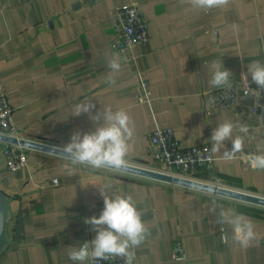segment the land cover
<instances>
[{
    "label": "crops",
    "instance_id": "0c3cea01",
    "mask_svg": "<svg viewBox=\"0 0 264 264\" xmlns=\"http://www.w3.org/2000/svg\"><path fill=\"white\" fill-rule=\"evenodd\" d=\"M129 4L149 23L150 39L119 53L112 43L120 34L119 10ZM113 54L122 67L108 84ZM219 59L240 94L239 83L252 81L242 80L247 66L264 63V0H230L227 7L208 11L195 10L186 0H0V93L14 108L19 138L62 149L73 132L95 130L88 114L73 115L77 104L92 101L93 115L106 106L123 108L135 127L127 164L171 174L153 157L157 127L174 129L184 148H212L218 123H245L243 153L226 161L222 148L213 152L212 166L186 178L264 198V170H253L242 158L264 147V108L244 116L215 103L209 107L217 89L208 83L209 62ZM143 82L152 98L145 104L138 102ZM224 144L231 150L230 140ZM6 145L0 142V189L14 198L9 234L15 244L0 264H74L70 247L96 235L84 220L98 217L104 207L99 186L109 195H132L143 212L150 235L135 249L137 264H264L262 206L73 166L64 157L34 150H27L28 165L11 173ZM220 208L254 223L256 238L247 248L232 241L230 225L217 223ZM225 234L227 243L221 239Z\"/></svg>",
    "mask_w": 264,
    "mask_h": 264
},
{
    "label": "clouds",
    "instance_id": "9594fccd",
    "mask_svg": "<svg viewBox=\"0 0 264 264\" xmlns=\"http://www.w3.org/2000/svg\"><path fill=\"white\" fill-rule=\"evenodd\" d=\"M195 10L208 11L213 8H225L230 0H186ZM121 62L118 54H113L108 61L110 74L105 77V83L113 84L114 76L121 71ZM211 77L208 81L213 88L231 89L233 74L226 69L221 59L209 62ZM251 77L258 87L253 95L259 99L264 93V63L253 61L247 66V72L242 74V80ZM214 103L208 101L209 107ZM95 104L85 101L74 108V116L82 113L88 114L95 125V130L81 134L75 131L70 141L63 146L62 152L71 165H86L93 170H100L106 166L121 168L127 163L131 141L135 134L134 122L128 112L123 108L113 110L111 106L97 110L93 115ZM234 132H238L233 136ZM249 133V126L245 123L235 124L224 120L212 131V152H219L222 148L223 159L231 161L237 153H243L245 137ZM230 140L231 150L225 148L224 142ZM246 164L253 170H264V147L258 148V154H245L242 157ZM100 195L103 198L104 207L100 215L85 218L84 222L91 226L96 235L91 241H85L77 247H70L68 257L74 264H99L100 260H114L122 258L125 264H133L135 249L142 245L150 235L147 224L142 219L143 212L137 207V203L130 194L114 193L109 195L104 186H99ZM212 211H216L215 208ZM217 223L227 224L232 228V241L243 248H247L256 238L254 223L235 210L220 208ZM227 243L225 234L221 237Z\"/></svg>",
    "mask_w": 264,
    "mask_h": 264
},
{
    "label": "built area",
    "instance_id": "2783aa9c",
    "mask_svg": "<svg viewBox=\"0 0 264 264\" xmlns=\"http://www.w3.org/2000/svg\"><path fill=\"white\" fill-rule=\"evenodd\" d=\"M121 28L119 37L112 43V48L125 53L130 49L146 44L149 39V23L144 19L141 10L135 4H129L119 10ZM241 93L237 92L236 85L231 89L217 88L214 92V103L221 108L236 109L239 113L257 116L264 108V93L259 99L246 93L257 91V85L252 81H241L239 83ZM138 94V102L145 104L151 101V91L142 83ZM241 98L246 105L241 106L238 99ZM14 108L11 106L7 96L0 93V133L17 137L14 124ZM153 157L157 163L165 165L173 175L187 177L202 168L210 167L215 162V157L209 145H200L184 148L176 137L172 128L157 127L151 137ZM7 169L16 173L28 165L27 150L12 144H7L3 150ZM55 186H59L58 180H53ZM91 264V261H90ZM99 264H125L121 258L114 260H100ZM133 264H137L133 262Z\"/></svg>",
    "mask_w": 264,
    "mask_h": 264
},
{
    "label": "water",
    "instance_id": "95a60500",
    "mask_svg": "<svg viewBox=\"0 0 264 264\" xmlns=\"http://www.w3.org/2000/svg\"><path fill=\"white\" fill-rule=\"evenodd\" d=\"M0 142L17 145L26 150L39 151L65 158V153L62 152L61 148L40 142L30 141L19 137H10L1 133ZM105 169L203 192L216 197L232 199L264 207V198L262 197H257L247 193L227 189L218 185L198 182L169 173L130 165L127 163L121 168L106 166ZM13 200V197L8 196L0 189V258L7 252V250L12 245L15 244L9 234V226L12 220L11 203Z\"/></svg>",
    "mask_w": 264,
    "mask_h": 264
}]
</instances>
